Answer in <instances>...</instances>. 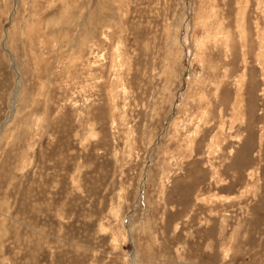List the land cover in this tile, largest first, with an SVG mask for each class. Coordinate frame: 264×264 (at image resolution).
<instances>
[{
  "label": "rangeland",
  "instance_id": "1",
  "mask_svg": "<svg viewBox=\"0 0 264 264\" xmlns=\"http://www.w3.org/2000/svg\"><path fill=\"white\" fill-rule=\"evenodd\" d=\"M0 264H264V0H0Z\"/></svg>",
  "mask_w": 264,
  "mask_h": 264
}]
</instances>
